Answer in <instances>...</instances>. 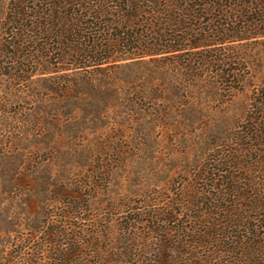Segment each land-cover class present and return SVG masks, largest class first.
<instances>
[{"label":"trees","instance_id":"obj_1","mask_svg":"<svg viewBox=\"0 0 264 264\" xmlns=\"http://www.w3.org/2000/svg\"><path fill=\"white\" fill-rule=\"evenodd\" d=\"M0 264H264V0H0Z\"/></svg>","mask_w":264,"mask_h":264},{"label":"rangeland","instance_id":"obj_2","mask_svg":"<svg viewBox=\"0 0 264 264\" xmlns=\"http://www.w3.org/2000/svg\"><path fill=\"white\" fill-rule=\"evenodd\" d=\"M80 105L81 104L77 105L71 115V118L68 120L69 124H71L72 130L68 136V146L78 151L76 157V160H78V166L92 168L95 163L90 165L88 163L94 160L95 157L92 154L93 152L97 151L96 147L98 146L97 148L100 149L99 146H103V128L114 126V124H119L123 121V116L121 113H117L107 117H95L93 113L86 111L84 105L82 107ZM158 152L163 154L162 157L164 165L173 162V155L171 151L168 150V147L156 145L151 148L150 155L155 156L158 154ZM150 165H152V163L148 162L146 166L149 167L140 168L136 161H130L128 170L134 172V177L131 178L130 181L127 180V178H121L120 180L119 178H115L110 183H108V185H106L107 190H103V202L109 199L122 202L121 198L123 196H128L127 198H132L136 201H139L138 197L136 198L133 196V193L137 188L135 186L137 185L136 183L139 182L144 183L146 186V183H148V175L146 174L150 170ZM126 172L127 171H125V173ZM163 172L165 175L168 174L167 171ZM118 173L120 174V172Z\"/></svg>","mask_w":264,"mask_h":264}]
</instances>
